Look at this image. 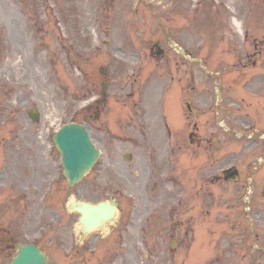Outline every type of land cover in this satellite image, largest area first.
Returning a JSON list of instances; mask_svg holds the SVG:
<instances>
[{
  "label": "rangeland",
  "instance_id": "obj_1",
  "mask_svg": "<svg viewBox=\"0 0 264 264\" xmlns=\"http://www.w3.org/2000/svg\"><path fill=\"white\" fill-rule=\"evenodd\" d=\"M246 1L0 0V173H6L8 179L5 183L15 182L16 152L34 158L52 150L60 164V155L52 141L54 130L75 116L82 117L84 113H79V109H83L81 106L93 97L102 96L105 79L109 102L103 108L101 122L91 121L90 132L104 151L102 161L107 162L111 151L120 156V161L123 144L118 141L110 143L111 137L98 127L106 122L119 134L126 118L123 98L129 99L133 91L135 100L145 93L144 100L150 109L159 104L163 92L159 86L163 78L170 80L169 66H173L171 74L175 76L170 84H177L185 78V59L171 47L170 40L189 50L193 57L202 58L208 68L220 69L222 66L223 73L234 79L228 90L242 95L243 89L248 87L250 75L236 61L246 53L264 49V45H252L254 36H264V32L258 30H264V21L263 26H260L262 20L259 19L257 27L251 26V31L247 29L249 38L246 43L242 31L249 28V20L242 23L243 29L236 28L232 22L234 16L244 18L242 14L245 11H239V7L242 4L243 9ZM252 5L250 22L255 23L254 16L262 14L264 17V0H253ZM157 41L162 43L166 52L162 58H154L151 54ZM232 65L235 69L231 74L229 68ZM100 68H104L106 77L101 75ZM254 69L255 73H264V66L260 63ZM191 71L197 82H204L211 76L198 62L191 63ZM32 108L40 110L43 115L41 121L34 122L29 117L28 112ZM263 109L244 107L241 112L245 116L256 117L264 115ZM153 113L149 115L153 117ZM169 120L181 123L177 109ZM115 122L118 123L117 130L112 125ZM254 124L263 131L251 140L238 138L235 131L239 128L223 134V167L236 162L244 179L241 183L224 182L222 186L221 192L225 196L220 209L222 224L214 218L216 224H221L218 227L221 234L216 243L207 236L205 243L213 255L208 256L205 264H249L251 257H243L244 251L240 248L241 244L247 243L249 236L252 237L251 233L257 235L254 241L257 239L264 246V121L255 119ZM224 125L225 128L231 126L229 122ZM251 161H254V168L248 167ZM20 172L23 173L22 170ZM160 174L164 175V170L160 169ZM248 175L252 183L243 186ZM62 192L64 200L77 197L75 188L71 190L64 182ZM243 193L250 194L246 203L240 197ZM4 195L0 196V225H11L18 232L21 218L17 217L18 212L12 213L2 207L7 203ZM245 205L251 209L247 216L241 213ZM235 215L240 217L238 228L232 224L236 220ZM71 216L63 206L60 225L48 220L45 233L30 232L25 238H17L24 239V242L40 239L52 261L76 264ZM248 216L254 222L252 230ZM207 220V217L203 218L207 226L206 235L213 227ZM227 244L232 248L226 250ZM253 256L255 264H264V253L254 252ZM124 257L129 262L123 260V264H130L134 259L141 264L144 259L141 253L135 256V251L129 249ZM162 260L167 263L168 257ZM4 262L5 257L0 258V264Z\"/></svg>",
  "mask_w": 264,
  "mask_h": 264
},
{
  "label": "water",
  "instance_id": "obj_2",
  "mask_svg": "<svg viewBox=\"0 0 264 264\" xmlns=\"http://www.w3.org/2000/svg\"><path fill=\"white\" fill-rule=\"evenodd\" d=\"M79 129L83 134L75 129H69L58 132L55 137L63 152L66 174L71 184L91 168L96 158L88 145L85 129L82 127ZM13 264H46V257L34 246H28L24 247Z\"/></svg>",
  "mask_w": 264,
  "mask_h": 264
},
{
  "label": "flooded vegetation",
  "instance_id": "obj_3",
  "mask_svg": "<svg viewBox=\"0 0 264 264\" xmlns=\"http://www.w3.org/2000/svg\"><path fill=\"white\" fill-rule=\"evenodd\" d=\"M116 192H120L121 194L119 195V206H120V211H119V218L114 221L113 224L110 225V234L111 233H120L121 234V244L123 247V187L120 190H117ZM96 199L99 197H95ZM158 196L154 195L152 200H149V196H144L140 200V205L143 208V210L147 211L151 207H156L159 205V202L157 200ZM178 204H175L172 206V218H173V234L176 235L178 234L180 237V240L184 242L186 240V235L189 233V227H190V217H187L186 211H181L180 207L181 204L184 202V199L181 198L180 196L176 199ZM137 213V212H136ZM177 219V220H176ZM102 233V229L98 230ZM179 240V241H180ZM123 260V257H122Z\"/></svg>",
  "mask_w": 264,
  "mask_h": 264
},
{
  "label": "bare ground",
  "instance_id": "obj_4",
  "mask_svg": "<svg viewBox=\"0 0 264 264\" xmlns=\"http://www.w3.org/2000/svg\"><path fill=\"white\" fill-rule=\"evenodd\" d=\"M235 23H236V25H238L239 26V23L237 22V21H235ZM17 53V52H16Z\"/></svg>",
  "mask_w": 264,
  "mask_h": 264
}]
</instances>
